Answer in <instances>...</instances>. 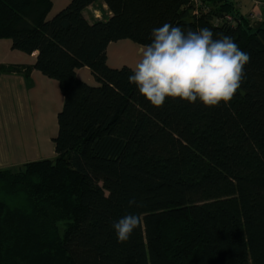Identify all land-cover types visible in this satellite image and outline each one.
Masks as SVG:
<instances>
[{"label":"trees","instance_id":"trees-1","mask_svg":"<svg viewBox=\"0 0 264 264\" xmlns=\"http://www.w3.org/2000/svg\"><path fill=\"white\" fill-rule=\"evenodd\" d=\"M98 3L109 16L90 23L83 12ZM51 8L0 0V40L37 54L0 74L36 70L63 97L54 158L0 169V264H264V10L252 21L230 0H71L48 19ZM224 16L234 25L214 23ZM166 22L207 27L250 54L228 106L154 107L130 68L107 65L110 44H150ZM127 214L141 224L118 243L112 224Z\"/></svg>","mask_w":264,"mask_h":264},{"label":"clouds","instance_id":"clouds-1","mask_svg":"<svg viewBox=\"0 0 264 264\" xmlns=\"http://www.w3.org/2000/svg\"><path fill=\"white\" fill-rule=\"evenodd\" d=\"M250 59L230 36L214 38L207 27L185 32L166 22L152 30L151 43L142 46L128 81L157 108L166 98L199 100L206 107L221 102L228 106L246 78L244 69ZM133 206L141 205L133 198L129 207ZM140 224L141 218L133 214L115 221L112 228L117 242H127Z\"/></svg>","mask_w":264,"mask_h":264},{"label":"crops","instance_id":"crops-1","mask_svg":"<svg viewBox=\"0 0 264 264\" xmlns=\"http://www.w3.org/2000/svg\"><path fill=\"white\" fill-rule=\"evenodd\" d=\"M71 0H51L52 8L48 19L54 16L69 4ZM236 10L252 21H260L264 10V0H230ZM261 5L256 6L254 2ZM88 22L101 20L109 16V12L103 3L88 7L83 12ZM130 41L112 43L106 51L107 65L110 68L119 69L126 62H121L118 55L127 57L126 67L134 66L139 59L140 48ZM36 53L28 56L11 49L9 40H0V67H32ZM117 58V59H115ZM77 77L88 85L96 82L87 68L77 71ZM63 106V97L56 81L44 77L36 70L30 69L28 74L11 72L0 74V148L3 151L10 149L7 131H15L16 140L20 139L21 146L29 147L28 156L18 165L54 158V145L52 139L57 134V114ZM21 132V136L18 134ZM11 135V133L9 134ZM8 135V136H9ZM14 139V138H13ZM23 139V140H22ZM15 140V139H14ZM21 148V147H20ZM4 169V168H3Z\"/></svg>","mask_w":264,"mask_h":264},{"label":"rangeland","instance_id":"rangeland-1","mask_svg":"<svg viewBox=\"0 0 264 264\" xmlns=\"http://www.w3.org/2000/svg\"><path fill=\"white\" fill-rule=\"evenodd\" d=\"M130 43H132V42H130ZM133 46H134V43H133ZM135 47H139L140 50L142 49V46L136 45ZM138 55H140V53ZM120 56L121 55H118L119 59L115 58L119 61V63L126 62L127 64H129V62H127V57L125 58V56H123L120 59ZM126 63L123 66H125ZM4 131H7L8 144L14 142L17 145V147H13L12 145H10V149H7L6 151H3L0 148V169H3V168L9 169V171L14 173L16 171H19V169L22 168L21 165L17 166V163L19 161L25 160V158H29L28 151L30 148L29 147L24 148L21 146L20 139L17 138V140H16L15 131H12L11 129L9 131L8 130H4ZM10 133H11V135H9ZM18 134L20 136L22 135L21 132H18ZM21 138H22V136H21ZM56 226L58 229V233L61 235V232L63 231L64 224L63 223H57Z\"/></svg>","mask_w":264,"mask_h":264},{"label":"built area","instance_id":"built-area-1","mask_svg":"<svg viewBox=\"0 0 264 264\" xmlns=\"http://www.w3.org/2000/svg\"><path fill=\"white\" fill-rule=\"evenodd\" d=\"M191 2L193 3V5L195 7H198L201 5V0H191ZM254 5L259 6L261 5L259 2H254ZM214 23L216 24H220V23H227V24H232L234 25V20L230 17V16H224L223 18L220 19H216L214 20Z\"/></svg>","mask_w":264,"mask_h":264},{"label":"water","instance_id":"water-1","mask_svg":"<svg viewBox=\"0 0 264 264\" xmlns=\"http://www.w3.org/2000/svg\"><path fill=\"white\" fill-rule=\"evenodd\" d=\"M258 25H259V23H258Z\"/></svg>","mask_w":264,"mask_h":264}]
</instances>
